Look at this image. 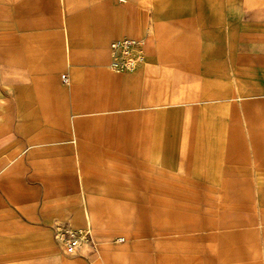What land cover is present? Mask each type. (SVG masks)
<instances>
[{
    "label": "rangeland",
    "instance_id": "obj_1",
    "mask_svg": "<svg viewBox=\"0 0 264 264\" xmlns=\"http://www.w3.org/2000/svg\"><path fill=\"white\" fill-rule=\"evenodd\" d=\"M107 1L111 0H20L18 13L21 17L14 21L8 0H0V32L2 26L4 30L7 27L5 46L0 52V77L2 75L4 81V84L0 81V89L8 106L0 111V264H160V257L163 264H182L184 261L188 264H214L215 261V264H225L224 256L226 260L231 259L229 264L255 260L264 263V191L260 192L264 188L261 181L264 166L259 159V150L254 147V139L264 133L261 125L264 117V0H252L255 4L252 17L247 15L244 0H112L114 5L106 8L104 3ZM172 3L174 8L170 11L199 16L200 23L213 22L214 16L218 23H223L229 15L232 23L237 24L236 29L232 27L231 40L240 43L234 39L240 34L245 35L241 44L246 46L247 54L253 55V59L241 68L233 61L225 64L224 58H214L216 64H211L213 58L200 57V68L209 70L201 85L215 86L216 90L227 88L234 94L231 97L201 98L198 104H167L151 106L147 110L152 113L159 107L168 110L169 141H179L181 137L172 139L170 135L182 133L188 144L174 148L185 151L166 155L142 153L145 160L140 162L128 160V154H120V165L126 167L118 169L56 168L55 157L62 158L63 165L68 155L53 151L38 152L34 158L29 156L31 146L41 147V150L50 146L52 150L54 145L79 144L74 133L80 129V119L78 115H72L68 120V129L73 132L70 141L58 136L62 130L53 126V119L49 120L46 135L40 129H34L35 117L40 121L47 116V108L45 103L38 101L44 91L31 86L33 74L21 62L26 58L14 56L16 44L20 49L26 47L15 40V35L27 32L23 25L38 24L34 27L35 32L61 33L64 45L65 38L69 37L67 34L72 31L71 24L78 27L80 23H86L87 30L83 32L88 34V41L84 53L107 66L109 42L118 36L132 34H97L95 22L122 18L132 23L146 22L145 32L151 33L156 12H159L157 7L163 4L171 7ZM5 6L8 15L1 12ZM28 28L32 30L33 27ZM235 30L237 35L234 36ZM172 34L189 36L187 32H181V28ZM133 35L145 38L142 34ZM163 35L165 33H161L162 38ZM197 43L203 49L209 48L212 41L191 42L192 45ZM147 44L146 40V47ZM36 46L37 41H32L28 48ZM147 59L145 53L144 60ZM205 62L208 64L202 65ZM107 70L113 78L130 75ZM63 73H66L64 69L59 72V80L67 87L69 85L61 82ZM16 78L24 85V94L29 90L28 102H24L20 110L11 102ZM170 84L167 83L163 90L169 99L173 91ZM239 91L245 93L241 98L237 97ZM118 96L117 82H109L104 88V107ZM107 109L104 114L112 112ZM87 115L96 118L94 111ZM129 123L120 120L119 128L145 131L160 128L159 123L152 120L139 122L140 127L134 126L138 122ZM85 124L84 129L92 134L99 127L96 120L85 121ZM233 132H238L242 145L231 152ZM91 139L95 137L88 138ZM80 156L77 154L74 159L79 162ZM165 156L166 161L163 160ZM119 188L133 192L125 196L137 199H104L117 196L111 194V189ZM90 201L96 206L91 224L82 214ZM248 218L261 223L244 227L234 225L246 223ZM57 220H67L80 231L83 240L77 255H65L57 246L50 227ZM241 228L247 229L244 233L237 232ZM166 230L174 232L165 235ZM165 236L186 240L203 236L200 244L204 246L198 248L194 240L178 241V247L160 250L158 254L156 241ZM243 252L249 254V258L234 259Z\"/></svg>",
    "mask_w": 264,
    "mask_h": 264
},
{
    "label": "crops",
    "instance_id": "obj_2",
    "mask_svg": "<svg viewBox=\"0 0 264 264\" xmlns=\"http://www.w3.org/2000/svg\"><path fill=\"white\" fill-rule=\"evenodd\" d=\"M8 3L7 6L13 10L11 18L14 19V21H19L21 17L18 13L19 5L21 4L20 0H8ZM253 3L252 0H244L245 8L248 10V17H252L251 10L254 7L253 5H255ZM104 4H106V8H109L110 5H114L112 0L107 1ZM163 5L157 7L159 12H156V19L153 23L154 29L151 33L145 32L147 29L146 22L132 23L123 18L115 19L110 22H95L94 30L97 34H106L108 36L121 33H131L132 35L125 34L129 36H134L133 34H142L145 35V40L148 42L147 47L145 46V53L148 56L147 61L143 60L145 62L139 66L137 71L135 70L136 72L134 71L132 74L130 73V75H122L116 78H113L108 73L107 68L109 67L108 65L105 66L103 61L93 60L89 58L91 56H88L87 52L84 53L83 49L84 47H87L86 41H88V34L83 32L84 30H87L86 23H80L78 27L71 24L72 31L67 34L69 37L65 38L64 45V38L61 33L55 31L35 32L33 31L34 27L37 28L36 26L38 24L30 26L27 24L23 25V29L26 27L27 32L19 36L15 35V40L21 41V46H26L27 48L23 47L20 49L16 44V48L13 49L15 53L14 56L26 58L21 59V62L28 68V72L33 74V78L30 81L32 84L31 86L34 89L44 91L42 96L39 95L38 101L40 104L45 103L46 105L44 106L47 108V116H44L40 121L36 120L37 118L35 117L36 122L33 123L34 129H40L43 135H46L45 131L50 127L49 120L53 119L55 122L53 126L62 130L58 136H62L64 139H69L72 137L73 132L68 129V120H70L72 115H78L80 119L78 123L80 129H78L77 134L74 133V135L79 138V144L77 143L73 145L66 143L65 145H54L53 148L51 147L52 150L49 149L50 146L42 147L43 150H41V147L31 146V150L28 151L29 156L34 158L35 154L38 152L53 151L55 153H65L68 155L66 156L67 160L63 161V165H61L62 158L59 156L55 157L56 168L118 169L126 167L120 165V154H128V157H126L128 160L140 162L145 160V158L140 155L142 153H164L166 155L168 152L185 151L179 148H174L178 145L179 147H183V144H188L186 140H183L182 133L181 135H170V138L172 139L178 136L181 137L179 141L174 143L172 140L169 141V134L166 129L168 110L163 109L162 107H159V109L153 113L147 110L151 108V106H163L167 104H198L200 103L199 100H201V98L215 99L216 97H220L225 99L231 97L234 94L227 91V88L216 90L215 86L212 88V86L205 87L201 85L202 80L205 79L204 74L209 72V70L200 68V57L213 58L211 64H216L214 58H224L225 64L228 62L232 63L233 61V63H237L236 66L241 68L242 65L247 64L248 60H251V58L253 59V55L247 54L246 46L241 44L242 38L243 41L246 38L245 35L242 37V34H240L238 38L234 39H238L241 41L240 43L235 44L231 40L233 36L231 35L233 30L232 27H235L234 29H236L237 24L232 23L229 15H227L223 23H218L215 16L213 22L200 23L198 20L199 16L194 17L193 15L188 14L178 15L177 13L170 11L171 8H174V3H172L173 6L171 7H165ZM5 9H7L6 6L1 12L4 13L3 15H8V11L5 12ZM101 16L102 15L99 14V17ZM201 18L205 19L207 16H201ZM28 27L33 28L31 30ZM179 28H181V32H187L189 36L171 35V33L176 32ZM2 29L3 30L0 32V52H2V48L5 46L4 35L7 32V27L4 30V27L2 26ZM240 31H242V29ZM234 32V36L235 34L237 35V31L235 30ZM161 33H165L163 38L161 37ZM13 38L14 37L11 39L13 40ZM200 40L212 41V44L209 48L203 49L199 47L198 43L196 45L191 44V42H199ZM32 41H37V46L33 49H29V42ZM70 50L72 51V54H70ZM16 61H18V59ZM203 62L204 61H202V63ZM220 62L223 63L222 59H220ZM206 64H208V62H205L202 65ZM62 69L66 71V73L63 74H66L69 78L68 83H63L69 85L67 87H63L59 80V72ZM210 70L211 72L217 71ZM2 79L3 77L1 75L0 81L4 84ZM19 81L20 78H16V90L13 92L11 102L12 105L18 107L20 110L23 107V103L25 102V104H27L28 102L27 94H29V90L24 94V85L19 84ZM188 81L193 84L191 86L187 85L185 82ZM61 82H63L62 77ZM109 82H117L119 96L111 99V101L106 103V107H104V88L108 86ZM170 82L173 91L171 92L169 99L167 93L163 92V90L167 88V83ZM177 83L181 84L178 85ZM8 88V90H11L10 87ZM20 89L23 91H20ZM2 92L3 91L0 89V111L8 107L3 101ZM72 92H74V95ZM62 93L64 94L63 97ZM206 95L207 97H204ZM243 95H245V93L239 91L237 97L241 98ZM184 98L187 100H184ZM105 108H108L107 110L112 112L110 114H104ZM92 111L95 112L96 118H90L87 115V112ZM115 111L119 113H115ZM90 120H96L98 123L97 126H99L93 134L92 131L84 129V127H86L85 121L89 122ZM104 120H110L111 122H106ZM120 120L130 121L129 124L138 122L134 125L135 127H140L141 123L139 122L152 120L159 123L160 128L159 130L151 129V131L140 130L139 128L121 129L119 128ZM261 125H263V131L264 117ZM162 126L164 128H162ZM88 127L89 126H87V128ZM231 135L230 150L232 152L238 147H241L242 141L238 136V132H233ZM34 136L35 135H33V137ZM37 136H39L38 133ZM90 137H95V139L89 141L88 138ZM254 140V147L259 150V159L264 166V133H261L260 136H257ZM169 146L171 148H169ZM77 154H81V161L79 162L74 159ZM163 160L166 161V156ZM261 181L264 183V177L261 178ZM111 190V194L117 196L105 197L104 199H137V197L134 196H125L127 192L124 189L119 188ZM260 190V192H262L264 191V188ZM130 193L134 194L133 192ZM130 193L127 194L129 195ZM83 199L86 200V197H83ZM95 208L96 206L90 201L82 212L83 218L90 224L95 218ZM57 221L69 222L67 220ZM260 223V221L258 222L257 220L248 218L246 223H236L234 225H241V227H244L259 225ZM53 224L50 227H52ZM246 229L247 228H241L237 232L244 233L243 231ZM169 232L172 233L174 231L166 230L163 233L167 235ZM191 240L198 243V248L204 246L200 244V240H203V236H193ZM191 240H186L182 237H161L160 240L156 241V247L159 251L158 254L161 252L160 250L178 247V241L182 243ZM224 257L225 264L226 262L229 264L231 259L226 260V256ZM247 258H249V254L246 252L234 257L236 260H245ZM160 264H163L161 257ZM182 264H188V262L184 261ZM243 264L264 263L255 260V262L252 261Z\"/></svg>",
    "mask_w": 264,
    "mask_h": 264
},
{
    "label": "built area",
    "instance_id": "obj_3",
    "mask_svg": "<svg viewBox=\"0 0 264 264\" xmlns=\"http://www.w3.org/2000/svg\"><path fill=\"white\" fill-rule=\"evenodd\" d=\"M145 38L129 35L112 39L108 45V67L115 73H132L145 58ZM63 83L69 78L62 74ZM54 238L60 250L68 256L77 255L82 244L80 231L69 222L56 221L52 226Z\"/></svg>",
    "mask_w": 264,
    "mask_h": 264
}]
</instances>
